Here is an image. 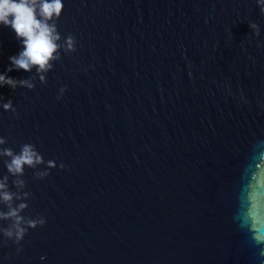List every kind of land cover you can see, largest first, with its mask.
Returning a JSON list of instances; mask_svg holds the SVG:
<instances>
[{"label":"water","instance_id":"95a60500","mask_svg":"<svg viewBox=\"0 0 264 264\" xmlns=\"http://www.w3.org/2000/svg\"><path fill=\"white\" fill-rule=\"evenodd\" d=\"M62 2L61 44L72 35L76 51L61 49L44 84L35 68L7 71L22 44L0 25V74L36 77L33 90L0 86L16 109L0 107V147L42 155L21 177L22 215L46 219L19 245L0 234V264H264L256 0Z\"/></svg>","mask_w":264,"mask_h":264},{"label":"clouds","instance_id":"9594fccd","mask_svg":"<svg viewBox=\"0 0 264 264\" xmlns=\"http://www.w3.org/2000/svg\"><path fill=\"white\" fill-rule=\"evenodd\" d=\"M256 3L261 14H264V0H256ZM63 8L62 0H0V25L10 27L22 44V51L9 58L11 67L7 69L8 72L14 69L31 72L35 68L40 83L44 84L47 82L45 74L53 69L54 62L61 60V49L65 53L76 51V39L72 35L64 38L61 44L62 37L57 29V21L62 15ZM249 27L255 35H259L260 30L256 23H251ZM260 46L264 45L258 44V47ZM35 79L36 77L15 80L6 74H0V86L7 85L13 90L18 86L33 90ZM60 91L62 95L65 89L62 88ZM0 107L4 111L12 112L13 115L16 114L11 100ZM6 143L7 140L0 137V146ZM0 157L8 158L4 161L8 175L0 178V205L6 206L7 211L0 210V221L11 222L7 227L0 226V234L6 240H12L19 245L29 229L43 227L46 223L43 216L26 218L22 215L29 207L25 201L30 198L31 193L24 190L26 182L21 178L26 167L37 169L38 166L45 164V161L34 144H24L18 154L10 148L0 147ZM56 167L54 161L47 162V169ZM59 167L63 169L64 165L61 163ZM34 175L36 179L43 180L50 175V172L36 171ZM9 177L14 178L12 185L15 191L10 190ZM17 201L20 202L17 204ZM253 230L256 233L254 239L257 243L264 242V235L260 234L259 228L253 227Z\"/></svg>","mask_w":264,"mask_h":264}]
</instances>
